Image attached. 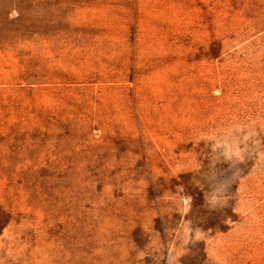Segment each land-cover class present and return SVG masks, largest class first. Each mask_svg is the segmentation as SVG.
<instances>
[{"label": "rangeland", "instance_id": "rangeland-1", "mask_svg": "<svg viewBox=\"0 0 264 264\" xmlns=\"http://www.w3.org/2000/svg\"><path fill=\"white\" fill-rule=\"evenodd\" d=\"M0 264H264V0H0Z\"/></svg>", "mask_w": 264, "mask_h": 264}]
</instances>
